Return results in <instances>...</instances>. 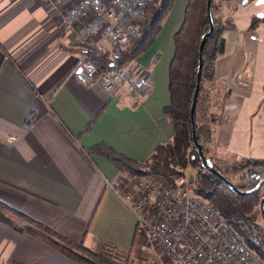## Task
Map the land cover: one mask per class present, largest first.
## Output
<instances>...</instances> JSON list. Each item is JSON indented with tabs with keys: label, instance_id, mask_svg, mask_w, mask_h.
I'll use <instances>...</instances> for the list:
<instances>
[{
	"label": "crops",
	"instance_id": "obj_1",
	"mask_svg": "<svg viewBox=\"0 0 264 264\" xmlns=\"http://www.w3.org/2000/svg\"><path fill=\"white\" fill-rule=\"evenodd\" d=\"M186 2L173 0L154 41L130 61L147 69V83L126 76L105 89L96 77L80 82L70 75L82 46L63 26L62 9L41 0H0L1 202L89 249H140L146 235L122 199L134 188L133 176L87 150L104 142L143 161L171 140L174 127L163 107L172 34ZM236 12L214 63L226 93L213 142L236 158L264 159V25L250 27L253 16L264 14V2L243 0V16ZM99 50L110 58L118 51L108 41ZM0 264L85 263L0 220Z\"/></svg>",
	"mask_w": 264,
	"mask_h": 264
},
{
	"label": "trees",
	"instance_id": "obj_2",
	"mask_svg": "<svg viewBox=\"0 0 264 264\" xmlns=\"http://www.w3.org/2000/svg\"><path fill=\"white\" fill-rule=\"evenodd\" d=\"M173 0H147L142 18L137 23V33L110 58L103 50L92 49L90 56L97 65V71L118 69L143 53L154 41L159 33L163 20L168 14ZM212 0L210 5V14ZM211 34L202 42L201 52L199 44L202 36L209 30L206 11V0H187L183 17L178 28L173 32L174 52L168 66V95L169 101L163 107V113L172 122L174 133L169 142L156 147L149 158L138 161L128 157L104 142L98 143L87 150V153H98L109 159L123 174L133 177L148 173L167 174L177 173L176 168H193L194 173L189 178L191 190L194 194L208 200L217 208L227 222L232 224L246 238L249 237L251 227L256 222L253 218L254 208L258 205L264 217V201H260L264 191L259 189L249 192H239L253 188L264 178V159L247 158L236 169L246 168L252 183L248 186H236L209 158V165L204 164L192 139V124L190 121V107L197 79L199 55H201L200 82L193 112L195 136L200 144L202 131L209 140L210 130L205 125H197L195 115L199 104L200 91L205 80H211L214 74V63L217 55L225 48L223 25L212 17ZM257 21L264 25V14L253 16L250 27ZM30 122V117L27 118ZM93 120L91 121V123ZM91 126L89 124L88 128ZM202 147V145H201ZM203 152L204 148L202 147ZM215 168L225 178L212 170ZM180 174L181 173H177ZM264 183V182H263ZM237 188V189H236ZM10 215L19 218L24 224L16 223ZM264 219V218H263ZM0 220L8 222L19 229L29 230L52 244L68 256L85 264H129L131 251L118 250L111 246H100L92 250L81 242L74 241L49 226L37 222L20 211H17L0 201ZM264 254V251H261Z\"/></svg>",
	"mask_w": 264,
	"mask_h": 264
},
{
	"label": "built area",
	"instance_id": "obj_3",
	"mask_svg": "<svg viewBox=\"0 0 264 264\" xmlns=\"http://www.w3.org/2000/svg\"><path fill=\"white\" fill-rule=\"evenodd\" d=\"M41 1L62 9L63 26L82 46L71 76L80 82L96 77L105 89L119 86L126 76L147 83V69L138 62L98 72L90 56L103 41L123 47L137 33L147 0ZM133 186L122 199L135 213L139 230L172 264H264V228L255 223L244 237L208 200L178 183L174 173L135 176Z\"/></svg>",
	"mask_w": 264,
	"mask_h": 264
},
{
	"label": "rangeland",
	"instance_id": "obj_4",
	"mask_svg": "<svg viewBox=\"0 0 264 264\" xmlns=\"http://www.w3.org/2000/svg\"><path fill=\"white\" fill-rule=\"evenodd\" d=\"M238 4L240 5L237 6ZM237 10H240V16H243V0H212V17L218 20L225 29L233 27L231 22L233 18L237 19ZM225 93L226 90L221 86L220 82H216L214 74L211 80H205L202 84L195 122L199 126H207L210 130V134L207 135L210 137L209 140L206 139V133L203 130L200 145L204 148L205 156L210 158L233 184L241 187L248 186L252 181L247 169H236V166H241L246 159L236 158L234 155L220 150L213 142L212 131ZM176 169L177 173H181V175L175 173L177 182H182L192 189L189 178L195 169L190 167ZM260 191H264V183L260 186ZM253 218L258 225L264 228V219L258 205L254 208ZM142 243L143 245L140 246V249L136 248L135 252L131 253L129 264H172L166 254L148 236H145Z\"/></svg>",
	"mask_w": 264,
	"mask_h": 264
},
{
	"label": "water",
	"instance_id": "obj_5",
	"mask_svg": "<svg viewBox=\"0 0 264 264\" xmlns=\"http://www.w3.org/2000/svg\"><path fill=\"white\" fill-rule=\"evenodd\" d=\"M210 5H211V0H206V11H207V17H208V21H209V30L207 33H205L202 36V40L199 44V52H201V48H202V42L205 40V38L207 37V35L211 34L212 32V28H213V24L211 21V14H210ZM200 68H201V55H199V65H198V71H197V79H196V83H195V88H194V92H193V97H192V102H191V107H190V121L192 124V130H191V134H192V139L193 142L196 145V149L203 161L204 164L209 165L210 160L208 157L205 156L201 145L197 142L196 140V136H195V127H194V121H193V112H194V107H195V101H196V97H197V93H198V88H199V82H200ZM213 171H215L216 173H218V175H220L221 177L225 178L221 173H219V171H217L215 168H212ZM264 182V178H262L253 188L250 189H246V190H240L237 189L239 192L245 193V192H249V191H253L256 189H259L260 186L262 185V183ZM232 184V182H230ZM264 201V195L260 201V205L262 204V202ZM264 218V217H263Z\"/></svg>",
	"mask_w": 264,
	"mask_h": 264
},
{
	"label": "snow or ice",
	"instance_id": "obj_6",
	"mask_svg": "<svg viewBox=\"0 0 264 264\" xmlns=\"http://www.w3.org/2000/svg\"><path fill=\"white\" fill-rule=\"evenodd\" d=\"M262 2H264V0H262Z\"/></svg>",
	"mask_w": 264,
	"mask_h": 264
}]
</instances>
